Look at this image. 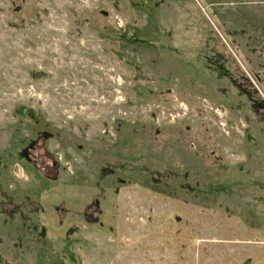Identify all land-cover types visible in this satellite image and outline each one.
I'll use <instances>...</instances> for the list:
<instances>
[{"label":"rangeland","instance_id":"374dc122","mask_svg":"<svg viewBox=\"0 0 264 264\" xmlns=\"http://www.w3.org/2000/svg\"><path fill=\"white\" fill-rule=\"evenodd\" d=\"M0 264H264V0H0Z\"/></svg>","mask_w":264,"mask_h":264}]
</instances>
